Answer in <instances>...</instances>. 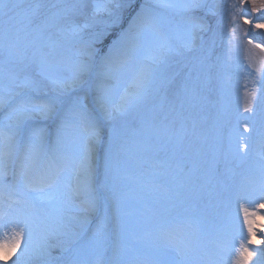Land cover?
Here are the masks:
<instances>
[{
    "label": "snow or ice",
    "instance_id": "1",
    "mask_svg": "<svg viewBox=\"0 0 264 264\" xmlns=\"http://www.w3.org/2000/svg\"><path fill=\"white\" fill-rule=\"evenodd\" d=\"M244 4L250 13H241ZM232 7L233 20L240 14L245 25L264 30V0ZM216 14L208 0H0L3 264H88V255L96 264H128L122 241L131 234L121 182L132 158L153 150L163 154L159 165L168 164L172 207L183 212L160 231L151 251L142 254L130 242L131 264H194L199 253L177 237L185 231L199 237L201 219L213 207L211 175L198 176L195 166L186 172L184 162L189 137L197 135L194 112L220 59L213 60L209 19ZM247 43L264 53V44L250 37ZM134 61L124 87L122 76ZM255 72L259 79L250 89L245 85L248 115L237 113V123L257 137L247 179L264 200V64ZM251 139L237 144L241 163L249 152L241 154L240 147L251 150ZM100 145L108 193L102 213L93 167ZM121 154L127 157L123 166L116 163ZM244 204L255 201L242 184L237 208L217 230L219 252L206 254L209 264L216 256L224 264H264V248L249 247L264 245L257 235L264 233V215Z\"/></svg>",
    "mask_w": 264,
    "mask_h": 264
},
{
    "label": "rangeland",
    "instance_id": "2",
    "mask_svg": "<svg viewBox=\"0 0 264 264\" xmlns=\"http://www.w3.org/2000/svg\"><path fill=\"white\" fill-rule=\"evenodd\" d=\"M208 3L215 5L217 13L215 17H209L215 31L213 60L216 61V57L220 59L211 70V82L202 92L204 100L194 112L197 135L189 137L192 146L188 148L189 154L184 163L186 172L195 166L198 176L205 173L211 175L214 187L213 207L201 219L199 237L194 238L189 231L177 237L181 246L189 250L195 249L199 253L193 257L194 264H209L206 254L219 252L217 230L226 223L228 212L237 208L236 193L242 184L246 186L249 198L255 201L254 205L244 204V207H249V211H255L257 215L264 214L263 209L258 206L264 203V200L256 195L255 183L247 179L249 169L257 159V137L244 132L243 127L237 123V113L248 115L243 112L245 85L249 89L252 87V79H259L255 68L264 64V53L249 45L247 38L250 37L255 43L264 44V30L251 29L249 25L243 23L240 14H236V19L233 20L235 10L232 6L239 5V0H208ZM242 12L250 13L251 6L244 4ZM258 16L259 14H253V19ZM245 31L248 32V37H245ZM134 66L135 61L123 74L122 86H128ZM249 73L252 75L249 76ZM117 126L119 127V124ZM250 135L252 139L248 143L252 146L251 150L244 146L240 147L241 154L249 152L248 161L241 163L236 151L237 144L241 137ZM104 136L106 140V129ZM96 153L97 160L93 163L97 167L94 182L99 191L102 213L105 196L108 194L103 187L105 146H98ZM126 159L125 155H118L116 163L123 166ZM162 160L163 154L154 155V150L134 156L126 170L128 179L121 182V192L125 197L124 211L129 214L126 219L131 234L130 238L122 241L123 258L128 264H131L133 259L132 254L127 252L130 242H134L136 249L142 254L151 251L160 231L167 228L178 213L183 212L181 207H172L174 184L168 171V164L164 163L162 166L158 164ZM239 214L243 224L242 208ZM244 233L246 236V226ZM257 235L258 238L264 237V233L259 231ZM256 248L259 251L264 245ZM110 255L111 253L109 257ZM86 260L88 264H96L95 255H88ZM215 261L216 264H224L219 256L215 257ZM8 264H12V260H9Z\"/></svg>",
    "mask_w": 264,
    "mask_h": 264
},
{
    "label": "bare ground",
    "instance_id": "3",
    "mask_svg": "<svg viewBox=\"0 0 264 264\" xmlns=\"http://www.w3.org/2000/svg\"><path fill=\"white\" fill-rule=\"evenodd\" d=\"M97 150H98V147H97ZM96 150V151H97ZM96 151H95V153H94V156H93V163L95 162V160L97 159V153H96ZM93 167H94V174H95V170H96V165L95 164H93ZM95 176V175H94ZM263 212H264V209H263ZM264 215V214H263ZM257 232H258V230H257ZM255 247H258V246H255ZM0 264H3V262L2 261H0Z\"/></svg>",
    "mask_w": 264,
    "mask_h": 264
}]
</instances>
